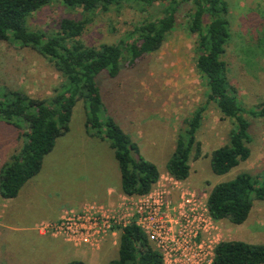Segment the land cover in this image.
<instances>
[{
	"label": "rangeland",
	"instance_id": "1",
	"mask_svg": "<svg viewBox=\"0 0 264 264\" xmlns=\"http://www.w3.org/2000/svg\"><path fill=\"white\" fill-rule=\"evenodd\" d=\"M225 1L229 36L222 58L237 98L249 107L264 97V0ZM189 9L190 4L178 10L174 27L156 51L146 53L132 65L122 62L114 77L104 72L96 76L106 114L138 145L141 156L156 166L161 177L166 173L164 164L182 120L206 102L205 81L194 68L197 35L187 28ZM145 15L134 2L83 12L79 7L53 0L26 17L25 25L30 30L51 33L58 30L62 18L84 21L74 41L97 47L125 39ZM61 80L46 57L14 41L0 40V85L35 98H48ZM84 115L83 102L77 100L67 131L55 139L52 149L43 156L39 171L14 198L5 199L6 224L11 227L2 241L0 264H63L71 260L69 244L36 233L39 221L55 219L64 207H76L83 201L105 205L116 202H105L103 193L108 184L119 181L117 163L106 142L86 131ZM244 116L250 124V155L229 172L215 175L209 168V153L227 142L231 122L221 117L212 102L206 104L195 132L200 156L188 160V175L181 181L182 186L206 195L213 184L239 171L256 173L264 167V118ZM24 130L25 127L17 129L0 121L1 164L16 153ZM159 182L167 184L164 178ZM116 192L114 189L113 198ZM216 221L219 241L264 243V201L254 200L240 224L226 219ZM118 234L117 230L111 237L110 242L115 243L109 249L104 243L100 252L89 249L96 252L78 255H85L86 264H106L117 255Z\"/></svg>",
	"mask_w": 264,
	"mask_h": 264
},
{
	"label": "trees",
	"instance_id": "2",
	"mask_svg": "<svg viewBox=\"0 0 264 264\" xmlns=\"http://www.w3.org/2000/svg\"><path fill=\"white\" fill-rule=\"evenodd\" d=\"M53 0H0V40L27 46L52 62L61 76L60 84L48 98H35L19 89L0 85V121L17 129L25 127L20 147L0 166V196L10 199L34 176L55 139L68 129L72 107L77 100L85 108L84 126L111 149L119 173V190L126 195L149 191L159 176L156 166L144 159L138 145L106 114L96 76L104 72L114 77L122 62L132 65L146 53L156 51L174 27L176 13L190 4L187 28L197 35L194 68L205 81L206 102L197 106L176 133L173 149L164 164L176 179L188 175L190 158L200 156L196 129L208 102L221 117L231 122L226 143L209 153V168L223 175L248 159L251 140L249 121L244 114L264 118V97L246 107L236 96L227 77L222 58L228 40L227 2L225 0H57L71 8L92 12L106 10L124 2H134L146 15L116 43L97 47L74 41L84 21L62 18L58 30H30L25 19L33 11ZM158 3L157 6L155 4ZM254 200L264 201V167L251 173L237 172L229 179L213 184L207 192L206 208L214 220L242 223ZM160 254L152 248L142 231L133 223L119 229L117 255L106 264H161ZM64 264H84L72 259ZM211 264H264V243L221 240L213 249Z\"/></svg>",
	"mask_w": 264,
	"mask_h": 264
},
{
	"label": "built area",
	"instance_id": "3",
	"mask_svg": "<svg viewBox=\"0 0 264 264\" xmlns=\"http://www.w3.org/2000/svg\"><path fill=\"white\" fill-rule=\"evenodd\" d=\"M164 178L167 184L159 182ZM167 172L142 195H117L116 202L91 201L78 209H62L53 223L39 224V235L50 233L73 245L96 248L109 235L136 225L161 256V264H211L219 242L217 221L206 208V195L181 185Z\"/></svg>",
	"mask_w": 264,
	"mask_h": 264
},
{
	"label": "crops",
	"instance_id": "4",
	"mask_svg": "<svg viewBox=\"0 0 264 264\" xmlns=\"http://www.w3.org/2000/svg\"><path fill=\"white\" fill-rule=\"evenodd\" d=\"M71 116V115H70ZM3 164V163H2ZM1 164V162H0V166L2 165ZM41 167V166H40ZM40 169V168H39ZM39 171V170H38ZM21 188V187H20ZM19 188V189H20ZM114 189L117 191L116 193V196L113 198V193H114ZM121 192H120V190H119V181H118V183L116 184V185H107L106 187H105V189H104V193H103V195L104 196H106L107 198V201H105V202H108V203H111V202H113L114 200H116V198H117V195L118 194H120ZM14 198V197H13ZM6 202L7 201H5V199H3L1 196H0V237H2V240L0 241V253H4V243L2 242V241H4V239L5 238H7L8 237V234H9V231H10V227L11 226H9V225H7L6 224V213H5V209H4V206H5V204H6ZM86 202H89V201H86ZM83 203H84V201H83ZM82 202H81V204L80 205H78V206H76V207H64L63 209H73V210H76V209H78L82 204H83ZM58 217H59V214H58V216L55 218V219H52V220H40L39 221V224H46V223H53L54 221H56L57 219H58ZM8 218V217H7ZM38 224V225H39ZM37 233V232H36ZM38 234V233H37ZM41 236H48V237H51V238H60V239H62L61 237H58V236H53V235H51L50 233H47V234H45V235H41ZM114 236V234L112 235H109L108 237H106L100 244H99V246L98 247H96V248H89V247H87V246H85V245H73V244H71L70 242H68V241H66V240H64V239H62V241H64L65 243H67V244H69L70 245V247L72 248V256H69V257H72V259H79V260H81L84 264H86V262L84 261V259H83V257L85 256V255H78V253H92V252H96V251H91V250H89V249H98L99 250V252H100V250H101V247H102V245L104 244V243H106L107 244V248L109 249V247H111V246H113L112 244H114L115 242H114V240H112L111 242H110V239H111V237H113ZM117 244H118V240H117ZM97 250V251H98ZM116 251H117V245H116ZM66 253L67 252H69V251H65ZM64 252V253H65ZM66 256H68L67 254L65 255V257ZM71 259V260H72ZM68 262V261H67ZM64 263H66V262H64ZM63 263V264H64Z\"/></svg>",
	"mask_w": 264,
	"mask_h": 264
}]
</instances>
